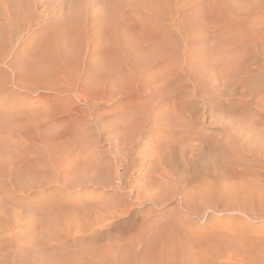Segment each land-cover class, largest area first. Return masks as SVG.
Returning <instances> with one entry per match:
<instances>
[{
    "label": "rangeland",
    "instance_id": "1",
    "mask_svg": "<svg viewBox=\"0 0 264 264\" xmlns=\"http://www.w3.org/2000/svg\"><path fill=\"white\" fill-rule=\"evenodd\" d=\"M8 1L0 264H264V0Z\"/></svg>",
    "mask_w": 264,
    "mask_h": 264
},
{
    "label": "bare ground",
    "instance_id": "2",
    "mask_svg": "<svg viewBox=\"0 0 264 264\" xmlns=\"http://www.w3.org/2000/svg\"><path fill=\"white\" fill-rule=\"evenodd\" d=\"M15 2H17V1H15ZM14 2V0H9L8 1V3H9V5H10V7L12 8V10L14 11V9H16V8H13L15 5H16V3ZM86 2H88V0H86ZM115 0H111V2H109V7H111L112 5H114L115 4ZM20 7H22L21 5H20ZM5 11H7V9H5ZM178 180V179H177ZM169 183V182H168ZM172 185V184H171ZM173 186V185H172ZM263 240V239H262ZM258 244H260L259 242H256V241H251L250 242V245H249V247H250V249L251 250H256L258 247H259V245ZM248 245V244H247ZM262 245H263V250H264V240L262 241ZM236 251V250H235ZM251 256H252V258H253V261H254V264H263V263H261L260 261H258V259H256V257H254V253L253 254H251ZM259 257V256H258ZM264 257V256H263ZM263 259V258H262ZM263 261V260H262Z\"/></svg>",
    "mask_w": 264,
    "mask_h": 264
}]
</instances>
